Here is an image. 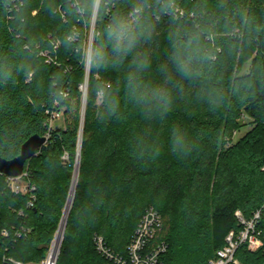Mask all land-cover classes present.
I'll return each instance as SVG.
<instances>
[{"label": "trees", "instance_id": "trees-1", "mask_svg": "<svg viewBox=\"0 0 264 264\" xmlns=\"http://www.w3.org/2000/svg\"><path fill=\"white\" fill-rule=\"evenodd\" d=\"M251 3L258 11L264 7V0ZM33 15L35 30L49 33L51 40L57 25L38 6ZM11 26V20L0 18V44L10 41ZM164 47L161 34L153 51L157 62L164 60ZM36 63L38 71L0 90V96L7 97L0 99L2 158H16L31 137L49 133L47 145L25 166L26 181L35 188L33 192L13 193L7 176L0 174V264H42L48 254L47 264H52L63 234L58 261L55 257L53 264H107L97 238H102L113 254L127 257L132 237L150 207L162 216L163 227L149 249L167 245L157 264H207L226 245L231 232L243 229L236 213L249 220L262 209L264 95L215 112L183 100L163 121L148 122L138 113L128 112L125 119L101 123L99 108L89 101L87 86L77 178L82 86L89 73L83 72L84 82L77 88L81 66L59 44L42 46ZM57 72L65 74L63 85L71 89V95L68 104L53 106L45 90ZM102 75L115 79L117 73ZM57 113L58 122L65 121L50 128ZM177 125L187 129L194 141L193 151L186 156L171 151L170 132ZM247 126L250 130L236 139ZM149 127L161 151L153 158L138 160L133 155L134 137ZM74 173L77 186L65 229ZM257 230L263 248L250 252L241 246L236 253L241 264H264V210Z\"/></svg>", "mask_w": 264, "mask_h": 264}, {"label": "clouds", "instance_id": "clouds-1", "mask_svg": "<svg viewBox=\"0 0 264 264\" xmlns=\"http://www.w3.org/2000/svg\"><path fill=\"white\" fill-rule=\"evenodd\" d=\"M37 6L57 25L51 40L35 30ZM0 18L14 29L0 44V90L39 70L42 46L59 44L81 66L77 88L89 73L88 98L101 123L128 112L163 121L183 100L215 112L264 95V7L258 11L251 0H0ZM161 34L164 60L157 62ZM64 79L63 72L49 79L45 94L53 106L70 101ZM170 145L186 156L194 141L177 125ZM134 149L144 160L159 155L161 145L149 127L134 137Z\"/></svg>", "mask_w": 264, "mask_h": 264}, {"label": "built area", "instance_id": "built-area-1", "mask_svg": "<svg viewBox=\"0 0 264 264\" xmlns=\"http://www.w3.org/2000/svg\"><path fill=\"white\" fill-rule=\"evenodd\" d=\"M44 56L47 54L42 53ZM82 91L85 95L87 93V85L82 86ZM60 114L57 113L52 116L49 126L52 127L54 120H59ZM49 137V133L46 136ZM264 170V169H263ZM10 189L15 194H26L33 192L34 187H31L26 181L27 174L23 173L18 178L7 177ZM33 206V203L29 204ZM261 210L253 214V216L246 220L243 218L240 212L236 213L243 229L239 232H231L227 239L226 245L216 252L213 259H210L207 264H241L236 258V253L241 246H246L248 251L257 252L263 248V241L261 239V233L257 230V225L261 219ZM163 219L160 213L153 207H150L144 213L138 227L132 237L131 243L128 247L127 257L113 254L104 244L102 238H97L98 250L108 260L107 264H157L159 258L167 250V245L161 243L153 249H149L151 243L156 238L157 234L162 230ZM44 261L42 264H47Z\"/></svg>", "mask_w": 264, "mask_h": 264}, {"label": "water", "instance_id": "water-1", "mask_svg": "<svg viewBox=\"0 0 264 264\" xmlns=\"http://www.w3.org/2000/svg\"><path fill=\"white\" fill-rule=\"evenodd\" d=\"M88 81H89V77L87 76V81H86L87 86H88ZM86 94L87 93H85V95H84L83 120H84V115H85ZM83 123L84 122H82V127H81V132H80V145H79L77 162H76V166H75V171H78V173H79V163H80V155H81V141H82V134H83ZM47 143H48L47 137H40L38 135H35V136L31 137L22 146L21 152L16 158H14L12 160H6V159L2 158V156L0 155V174L5 175L9 178H18V177L22 176L24 171H25V166H26L27 162L29 160H31L32 158H35L39 154V152H41V150L47 145ZM71 209H72V207H71ZM70 212H71V210H70ZM69 215H70V213L67 216L65 228L67 226ZM63 240H64V237L62 238L60 249H59L58 255L56 257V263L58 261V257L60 254V250L62 247Z\"/></svg>", "mask_w": 264, "mask_h": 264}, {"label": "rangeland", "instance_id": "rangeland-1", "mask_svg": "<svg viewBox=\"0 0 264 264\" xmlns=\"http://www.w3.org/2000/svg\"><path fill=\"white\" fill-rule=\"evenodd\" d=\"M83 102H84V101H83ZM83 111H84V106H83V103H82V109H81L82 121H81V122H84V120H83ZM64 121H65V119H63V118H62V120L59 121V122H58V120H54V122L52 123V127L55 126L57 123H59V124L64 123ZM249 130H250V126L244 127L239 133L236 134V139H238V138H240V137H243V136H244ZM63 159H64V160H67L68 157L65 156ZM75 172H76V171H75ZM74 181H75V173H74V177H73V183H72V187H71L70 196L73 194L75 183H77V181H76V182H74ZM70 196H69V197H70ZM68 200H69V199H68ZM66 214H67V213H66ZM62 221H63V218H62ZM62 221H61V223H62ZM60 227H61V224H60V226H59V229H60ZM59 229H58V231H59ZM58 231H57V233H58ZM56 235H57V234H56ZM55 237H56V236H55ZM49 253H50V251H49ZM48 256H49V254H48ZM48 256H47V259H48ZM47 259H46L45 261H47Z\"/></svg>", "mask_w": 264, "mask_h": 264}, {"label": "bare ground", "instance_id": "bare-ground-1", "mask_svg": "<svg viewBox=\"0 0 264 264\" xmlns=\"http://www.w3.org/2000/svg\"><path fill=\"white\" fill-rule=\"evenodd\" d=\"M77 172V173H76ZM75 173H76V177L78 178V171H76ZM76 186H77V183H75V185H74V191H73V194H72V197H71V200H70V197H69V200H70V203H69V200H68V203H69V207H68V210H67V214H66V220H67V216H68V214L70 213V210H71V207H72V204H73V201H74V195H75V191H76ZM72 202V203H71ZM68 203H67V206H68ZM71 205V206H70ZM67 206H66V208H67ZM70 208V209H69ZM65 211H66V209H65ZM65 211H64V216H63V219H64V217H65ZM66 225V224H65ZM66 229V228H65ZM61 235H62V232H61V234H60V237H61ZM63 237H64V234H63ZM60 239V238H59ZM59 239H58V241H59ZM58 246H59V244H57V247H56V250H55V253H54V257H53V260H52V264L54 263V260H55V257H56V253H57V250H58Z\"/></svg>", "mask_w": 264, "mask_h": 264}]
</instances>
